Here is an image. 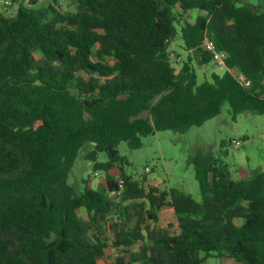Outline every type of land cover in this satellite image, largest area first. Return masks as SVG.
Wrapping results in <instances>:
<instances>
[{"label": "trees", "instance_id": "16d2710c", "mask_svg": "<svg viewBox=\"0 0 264 264\" xmlns=\"http://www.w3.org/2000/svg\"><path fill=\"white\" fill-rule=\"evenodd\" d=\"M207 37L227 69L199 82L194 64L213 61ZM179 39L186 56L176 67ZM226 103L233 117L264 113V0H77L74 11L31 0L0 13V264H99L110 241L124 251L143 240L123 232L126 206L110 215L120 179L122 200H147L159 230L153 245L143 240L142 264H264V169L235 179L220 154L198 150L188 157L197 200L126 173L118 150L157 131L185 133ZM87 144L102 190L71 179ZM133 261L119 253L109 264Z\"/></svg>", "mask_w": 264, "mask_h": 264}, {"label": "rangeland", "instance_id": "374dc122", "mask_svg": "<svg viewBox=\"0 0 264 264\" xmlns=\"http://www.w3.org/2000/svg\"><path fill=\"white\" fill-rule=\"evenodd\" d=\"M52 1L38 0V4H47ZM57 1L63 11H74L77 8V0ZM21 2L31 3V0H0V13L15 12ZM196 13V10L192 11L189 17L194 20ZM182 44V40L179 39L175 48L176 54L173 56L175 62L178 56L181 60L186 56V51L181 47ZM180 62L175 64L176 67L180 66ZM194 66L199 82L210 79L212 73L221 75L227 69L226 65H218L213 61L202 66L195 63ZM235 141H240L241 146L237 147ZM87 149H89L88 144L80 150L71 171V179L74 180L78 189L83 187L82 179L89 178L94 189L102 190L106 186L104 178L106 174L102 170H98V175L94 174L93 162L85 158ZM118 150L125 159L126 173L138 180L146 177L148 180L159 182L162 188L181 189L200 200L195 169L192 164L188 163V157L198 150L220 154L235 179L248 177L250 172L264 169V113L247 110L233 117L226 103L218 116L207 120L201 126L191 127L185 133H176L172 130L157 131L142 137V145L139 148H131L127 142L122 141L118 145ZM107 159L106 153L102 152L98 155L99 162H105ZM120 168L119 164L112 169L116 177L121 172ZM123 189L124 187L118 192L109 193L114 203L117 202L112 206L110 215L115 217L119 206H126L128 213L123 232L134 230L144 237L143 240L147 245H153V239L159 230L152 221L146 218L148 201L145 199L122 200ZM78 214L85 221L88 220L85 208H80ZM237 222L240 223L241 220ZM106 231L108 238L112 239L113 231L109 224L106 225ZM143 240L140 239L137 244H133L124 251H119L122 248L112 245L110 241L111 246L106 249L105 255L98 259L99 264L113 262L119 253L128 259L133 258V264H142L140 260L145 247ZM156 254L164 255L161 251ZM206 264L238 263L234 259L217 257L210 259Z\"/></svg>", "mask_w": 264, "mask_h": 264}, {"label": "built area", "instance_id": "2783aa9c", "mask_svg": "<svg viewBox=\"0 0 264 264\" xmlns=\"http://www.w3.org/2000/svg\"><path fill=\"white\" fill-rule=\"evenodd\" d=\"M204 45H205L206 50L212 54L213 62H215L218 65H226V63H225L226 54L223 51H220L217 49L216 43L213 39L207 37L204 41ZM180 60H181V57L178 56L176 62H179ZM239 79L241 81H243L246 85L250 84V81L247 80L243 74H239ZM235 145L237 147H239V146H241V142L235 141ZM147 170H149V168H147ZM119 186H120V188L124 187V180L123 179L119 180Z\"/></svg>", "mask_w": 264, "mask_h": 264}, {"label": "crops", "instance_id": "0c3cea01", "mask_svg": "<svg viewBox=\"0 0 264 264\" xmlns=\"http://www.w3.org/2000/svg\"><path fill=\"white\" fill-rule=\"evenodd\" d=\"M111 172H112V170H111ZM94 174L95 175H98L99 173H98V171L97 172H94ZM105 178V177H104ZM89 186L90 187H92V183H91V181L89 182ZM93 188V187H92ZM227 259H231V258H227ZM237 262V261H236ZM238 263V262H237ZM238 264H241V263H238Z\"/></svg>", "mask_w": 264, "mask_h": 264}]
</instances>
